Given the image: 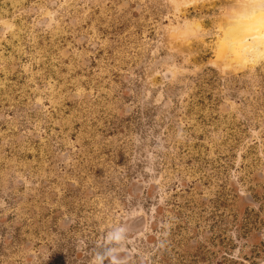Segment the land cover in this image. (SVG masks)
Here are the masks:
<instances>
[{
  "label": "rangeland",
  "instance_id": "obj_1",
  "mask_svg": "<svg viewBox=\"0 0 264 264\" xmlns=\"http://www.w3.org/2000/svg\"><path fill=\"white\" fill-rule=\"evenodd\" d=\"M134 1L0 0V264H264V0Z\"/></svg>",
  "mask_w": 264,
  "mask_h": 264
},
{
  "label": "flooded vegetation",
  "instance_id": "obj_2",
  "mask_svg": "<svg viewBox=\"0 0 264 264\" xmlns=\"http://www.w3.org/2000/svg\"><path fill=\"white\" fill-rule=\"evenodd\" d=\"M110 1L111 0H109V2ZM110 3H113V5L118 7V8L121 6L120 10L124 11V9L126 10V8L129 7L130 0H112ZM168 3H171V0H135L134 2H132V6L134 5V10L136 12H139V13H141V15H143V18H144L143 22H157L159 19L156 18L155 16H153L154 13L158 14V11L161 9L160 5H166ZM113 12H114V10H111L110 13H113ZM149 13H151V15H149ZM145 17L147 18L146 20H145ZM47 34H48V32H45V36ZM29 50L31 51V48ZM41 57L45 58L44 55H41ZM45 96L42 98H45L44 101L49 103V100L46 99L47 96L46 97ZM46 110H48V112L51 111L50 113H53L51 105H49L46 108ZM43 111H45V110L43 109ZM50 130H56V129L46 128L47 132H50ZM50 133H52V132H50ZM63 146L67 147V145H63V143L61 141L60 142L59 141L58 142H50V143L46 144L45 149H47V150L45 153L44 166L42 169L43 175H42L41 184L46 185L48 182H52V183L63 182V180L68 181V182L79 181V178H78L79 176H77L75 174H71V172L67 168L66 164H64V160H65L64 157L69 156L70 154L67 152H63V153L61 152V154L57 152V149L58 148L62 149ZM64 167H66V169H64ZM65 177H66V179H65ZM249 196L251 197V195H249ZM48 203H49V205H51L53 203L52 198L49 199ZM45 208H46V210L49 208L48 204H46ZM57 212H58V210H55L51 214L56 215ZM138 219L139 218L137 217L133 220H138ZM67 220H69V218L63 219L61 221V224L59 225L61 227V229H62V226L65 225V222ZM52 226H54V225H52ZM131 227L133 228V226H131ZM128 228L129 227L125 226V229H123L124 234L126 233L125 231H127ZM49 231H50L49 229H46V232H45L46 234H44L43 236L47 237L49 235ZM124 238H126V239L128 238L127 233H126V236L124 235ZM131 238H132V236H131Z\"/></svg>",
  "mask_w": 264,
  "mask_h": 264
},
{
  "label": "clouds",
  "instance_id": "obj_3",
  "mask_svg": "<svg viewBox=\"0 0 264 264\" xmlns=\"http://www.w3.org/2000/svg\"><path fill=\"white\" fill-rule=\"evenodd\" d=\"M122 238V237H121Z\"/></svg>",
  "mask_w": 264,
  "mask_h": 264
}]
</instances>
